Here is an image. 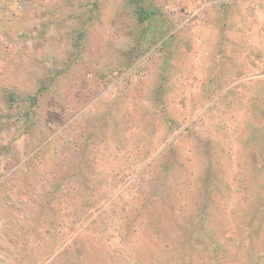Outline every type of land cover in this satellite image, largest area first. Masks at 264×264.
<instances>
[{"label": "rangeland", "instance_id": "374dc122", "mask_svg": "<svg viewBox=\"0 0 264 264\" xmlns=\"http://www.w3.org/2000/svg\"><path fill=\"white\" fill-rule=\"evenodd\" d=\"M0 264H264V0H0Z\"/></svg>", "mask_w": 264, "mask_h": 264}]
</instances>
